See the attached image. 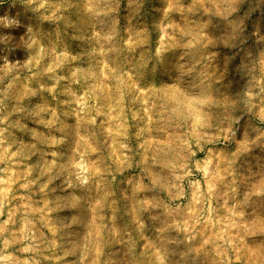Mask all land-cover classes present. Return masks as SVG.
Listing matches in <instances>:
<instances>
[{"label": "clouds", "instance_id": "9594fccd", "mask_svg": "<svg viewBox=\"0 0 264 264\" xmlns=\"http://www.w3.org/2000/svg\"><path fill=\"white\" fill-rule=\"evenodd\" d=\"M0 264H264V0H0Z\"/></svg>", "mask_w": 264, "mask_h": 264}]
</instances>
